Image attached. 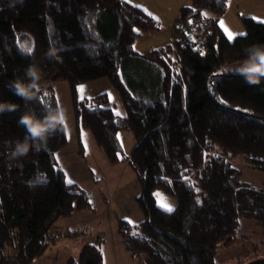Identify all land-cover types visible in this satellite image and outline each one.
Listing matches in <instances>:
<instances>
[{
  "label": "trees",
  "instance_id": "16d2710c",
  "mask_svg": "<svg viewBox=\"0 0 264 264\" xmlns=\"http://www.w3.org/2000/svg\"><path fill=\"white\" fill-rule=\"evenodd\" d=\"M227 10L228 0H192L181 9L178 21L202 20L204 11L213 16L202 57L178 42L135 51L136 40L159 25L126 0H0V100L19 105L0 114V264H32L45 254L57 220L91 205L57 162L65 130L45 150L11 156L25 136L20 116L59 106L51 85L41 105L26 103L7 86L32 63L42 82L70 83L77 124L113 165L123 152L118 133H134L128 162L142 187L137 204L144 220L122 221L119 233L141 264H215L220 248L239 241L241 218L254 221L264 237V185L245 182L234 164L239 159L264 171V82L248 85L239 75L218 73L240 62L246 45L264 41V22L244 18L246 34L231 41L218 25ZM30 40L33 50L27 51ZM53 47L59 61L46 57ZM103 79L119 93L125 116L109 106L106 92L77 99L80 84ZM156 190L174 196L177 206L159 207ZM67 264H103L100 243L83 246Z\"/></svg>",
  "mask_w": 264,
  "mask_h": 264
},
{
  "label": "rangeland",
  "instance_id": "374dc122",
  "mask_svg": "<svg viewBox=\"0 0 264 264\" xmlns=\"http://www.w3.org/2000/svg\"><path fill=\"white\" fill-rule=\"evenodd\" d=\"M127 1L143 9L159 25V31L155 34L143 35L136 40L133 45L135 51L147 52L178 42L179 36L175 27L181 17V9L191 6L192 0ZM263 2L264 0L242 1L240 7L233 10L223 21L227 35L232 33L235 38L246 34L243 20L248 15L251 18L254 17L253 19L257 22H264ZM211 17L213 16L210 13L203 12V20L208 21ZM30 42L31 45L25 42L24 47L27 51L33 50L32 41ZM240 62L224 65L218 73L235 74L232 69ZM42 83L46 88L49 85L53 87L59 106L63 107L66 112L65 128L68 139H74L79 122L76 117L74 118L75 102L70 83L53 79ZM103 92L108 94L109 106L116 113L126 114L119 93L113 89L107 79L101 82L80 84L77 87L76 96L79 100L87 95ZM79 128L81 130L83 127L80 125ZM83 129L85 132L82 138L87 148L85 157H79V164L62 162V165L68 182H75L86 191L91 205L87 209L58 219L53 226L55 235L48 240L49 245L45 254L36 258L32 264H67L70 257L76 259L79 257L80 249L85 243L96 242L100 243L103 264H141L138 256L125 247L119 233V224L122 221L127 220L132 224H139L144 218L137 202L131 198L139 193L140 184L135 178L133 179L134 173L128 166L127 159L137 143L136 137L130 130H122L118 133L123 150L120 158L125 162L121 163V160L117 165H113L105 152H102L103 150L97 151L98 147L95 148L89 142V139L94 142L92 133L86 128ZM234 162L242 171L245 182L258 186L264 185V171L253 169L239 159ZM154 195L157 205L164 210L174 209L178 203L174 196L162 190H156ZM240 226L239 241L229 247L220 248L215 256V264H249L255 260L264 259L262 229L254 221L244 218L240 219ZM142 264L145 262L142 261Z\"/></svg>",
  "mask_w": 264,
  "mask_h": 264
},
{
  "label": "clouds",
  "instance_id": "9594fccd",
  "mask_svg": "<svg viewBox=\"0 0 264 264\" xmlns=\"http://www.w3.org/2000/svg\"><path fill=\"white\" fill-rule=\"evenodd\" d=\"M49 60L61 59L59 50L50 48L46 53ZM232 71L239 75L248 85H259L264 82V41H257L243 48V59ZM43 76L40 67L29 64L23 71V76L14 77L7 84L13 95L26 103L41 105L42 98L46 100L51 93L42 83ZM19 105L13 101L0 100V114L15 112ZM66 112L61 106L47 104L42 114L34 107L20 116L18 124L25 129V136L15 142L11 152L13 159L28 156L33 150L41 151L47 148V142L65 130Z\"/></svg>",
  "mask_w": 264,
  "mask_h": 264
},
{
  "label": "crops",
  "instance_id": "0c3cea01",
  "mask_svg": "<svg viewBox=\"0 0 264 264\" xmlns=\"http://www.w3.org/2000/svg\"><path fill=\"white\" fill-rule=\"evenodd\" d=\"M127 1V0H126ZM242 1H244V0H228V10H227V12L224 14V15H222V16H220V18H219V21H218V25H219V27H220V29L223 31V33L225 34V36L228 38V35H227V33H226V30H225V26L223 25V21H224V19L227 17V15H229L233 10H235V9H237V8H239L240 7V3L242 2ZM129 2V1H128ZM262 4H264V2L262 3ZM183 8V7H182ZM242 17H245V16H242ZM241 17V18H242ZM248 17H249V15H248ZM251 17V16H250ZM246 18V17H245ZM254 18V17H253ZM255 19V18H254ZM244 28H245V25H244ZM229 39V38H228ZM134 47V46H133ZM160 48H162V47H160ZM159 48V49H160ZM154 50H157V49H154ZM151 51H153V50H151ZM147 52H150V51H147ZM146 51L145 52H142V53H147ZM139 53V52H138ZM103 80H105V79H103ZM102 80H100V81H96V82H101ZM95 82V81H94ZM99 94V93H98ZM90 96H94V95H87V96H85V97H90ZM84 98V97H83ZM83 98H81V99H83ZM81 99H79V100H81ZM118 114V113H117ZM118 115H121V116H125V114H123V113H120V114H118ZM76 116H75V114H74V118H75ZM79 127H80V125H78ZM77 128L76 129V134H75V137H74V139H71V140H69L68 139V133H67V130H66V128H65V131H66V137H67V144L63 147V148H61V149H59L57 152H56V159H57V162H58V164H59V166H60V168L64 171V168H63V165H62V162L64 163L65 162V164H79L80 162H79V157H81V158H83V157H85V153H86V150H87V148H86V144H85V142L83 141V138H82V134L85 132V130L83 129H81L80 130V128ZM89 142H91V144H93L94 146H95V148L96 147H98V145L96 144V142H95V139H94V142H92V140H90L89 139ZM97 145V146H96ZM97 149V151H102V149L100 150V148L98 147V148H96ZM102 152H104V151H102ZM99 159H100V157H99ZM127 159H128V157H127ZM101 160H102V158H101ZM121 160H122V162L121 163H123V162H125V161H123V159L121 158ZM128 166L130 167V169L132 170V168H131V166L129 165V162H128ZM65 172V171H64ZM132 172L134 173V177H133V179L135 178L137 181H138V178H137V175L135 174V172L132 170ZM65 175H66V173H65ZM67 176V175H66ZM66 180H67V178H66ZM67 182H68V180H67ZM139 182V181H138ZM68 183H73V184H76L75 182H68ZM140 184V183H139ZM122 186V185H121ZM141 193H142V188H141V185H140V191H139V193L138 194H134L131 198H134V200L137 202V198L141 195ZM177 206V205H176ZM175 206V207H176ZM143 220H144V218H143ZM142 220V221H143ZM127 221V220H126ZM141 221V222H142ZM128 222H130V221H128ZM100 241V240H99ZM87 244H89V243H85L83 246H85V245H87ZM83 246L81 247V249H80V252H81V250H82V248H83ZM71 258V257H70ZM138 259L141 261V258L140 257H138Z\"/></svg>",
  "mask_w": 264,
  "mask_h": 264
},
{
  "label": "built area",
  "instance_id": "2783aa9c",
  "mask_svg": "<svg viewBox=\"0 0 264 264\" xmlns=\"http://www.w3.org/2000/svg\"><path fill=\"white\" fill-rule=\"evenodd\" d=\"M209 21L198 20L194 17H186L183 20L178 21L175 31L179 36L178 43L184 46L188 43L193 47L199 56H206L207 54V38L210 34L208 33ZM55 229L52 228L47 237L50 239L54 237Z\"/></svg>",
  "mask_w": 264,
  "mask_h": 264
},
{
  "label": "water",
  "instance_id": "95a60500",
  "mask_svg": "<svg viewBox=\"0 0 264 264\" xmlns=\"http://www.w3.org/2000/svg\"><path fill=\"white\" fill-rule=\"evenodd\" d=\"M249 264H264V259L255 260Z\"/></svg>",
  "mask_w": 264,
  "mask_h": 264
},
{
  "label": "snow or ice",
  "instance_id": "6c2138e0",
  "mask_svg": "<svg viewBox=\"0 0 264 264\" xmlns=\"http://www.w3.org/2000/svg\"><path fill=\"white\" fill-rule=\"evenodd\" d=\"M241 35H243V34H241ZM228 38H229V40H233L234 39V37H233V34L232 33H229L228 34ZM173 209H169V211H172Z\"/></svg>",
  "mask_w": 264,
  "mask_h": 264
}]
</instances>
